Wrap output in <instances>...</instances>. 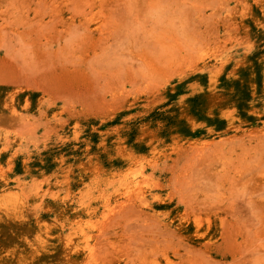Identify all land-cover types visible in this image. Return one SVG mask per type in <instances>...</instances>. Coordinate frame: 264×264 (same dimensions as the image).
I'll use <instances>...</instances> for the list:
<instances>
[{
	"label": "rangeland",
	"instance_id": "1",
	"mask_svg": "<svg viewBox=\"0 0 264 264\" xmlns=\"http://www.w3.org/2000/svg\"><path fill=\"white\" fill-rule=\"evenodd\" d=\"M0 264H264V4L0 0Z\"/></svg>",
	"mask_w": 264,
	"mask_h": 264
},
{
	"label": "bare ground",
	"instance_id": "2",
	"mask_svg": "<svg viewBox=\"0 0 264 264\" xmlns=\"http://www.w3.org/2000/svg\"><path fill=\"white\" fill-rule=\"evenodd\" d=\"M259 2V4L263 5L264 4V0H257ZM180 241V240H179ZM184 245V244H183ZM187 249V248H186Z\"/></svg>",
	"mask_w": 264,
	"mask_h": 264
}]
</instances>
